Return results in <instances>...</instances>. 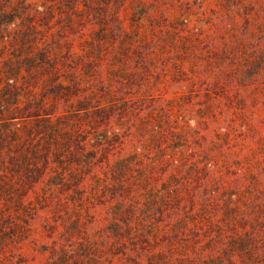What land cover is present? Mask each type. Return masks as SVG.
<instances>
[{"label":"rangeland","instance_id":"374dc122","mask_svg":"<svg viewBox=\"0 0 264 264\" xmlns=\"http://www.w3.org/2000/svg\"><path fill=\"white\" fill-rule=\"evenodd\" d=\"M0 264H264V0H0Z\"/></svg>","mask_w":264,"mask_h":264}]
</instances>
